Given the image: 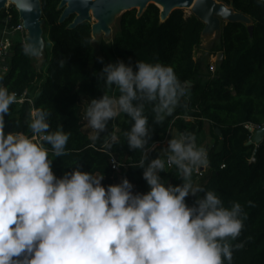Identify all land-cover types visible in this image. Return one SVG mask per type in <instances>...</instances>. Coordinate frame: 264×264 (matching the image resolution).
<instances>
[{
	"label": "clouds",
	"instance_id": "1",
	"mask_svg": "<svg viewBox=\"0 0 264 264\" xmlns=\"http://www.w3.org/2000/svg\"><path fill=\"white\" fill-rule=\"evenodd\" d=\"M20 6L31 11L34 4L23 0ZM65 63L61 59V67ZM5 75L0 71V264H231L243 242L233 245L229 238L241 235L247 213L239 202L225 206L215 191L193 181L208 165L207 148L185 131L161 149L166 159L150 158L156 144L150 143L154 129L146 106L162 124L186 95L187 85L171 65L122 59L105 64L96 73L103 95L91 98L85 111L93 141L121 114L131 118L124 135L131 150L143 153L133 167L143 169L147 192L134 191L127 177L105 186L104 175L81 165L57 176L49 152L67 155L71 133L63 125L50 130L43 108L29 112L31 135L6 131L5 116L17 94L3 84ZM118 140L113 132L105 144L110 149ZM171 166L181 183L162 179ZM189 195L196 197L192 204Z\"/></svg>",
	"mask_w": 264,
	"mask_h": 264
},
{
	"label": "trees",
	"instance_id": "2",
	"mask_svg": "<svg viewBox=\"0 0 264 264\" xmlns=\"http://www.w3.org/2000/svg\"><path fill=\"white\" fill-rule=\"evenodd\" d=\"M217 1L249 16L253 33L243 22L223 24L220 42L212 50L224 56L216 62L214 72L204 73L202 60L195 55L202 44L205 23L184 9L174 10L165 21L161 20V9L156 4H150L141 16L137 9L126 11L120 16L113 40L103 41L98 52L91 23L69 28L75 16L59 21L63 12L59 8L61 0H41L44 67L37 68L34 57L25 51V41L14 42L5 59L3 84L18 94L27 91L32 102L17 101L10 106V114L5 116L6 131L31 135L29 112L43 108L50 113V130L63 125L71 133L67 155L56 158L49 152L57 176L81 165L95 175H104L105 186L113 184L116 174L111 160L115 156L123 164L121 173L133 183L134 191L147 192L149 186L143 178V169L133 167L143 153L131 150L124 135L131 127V118L121 114L93 141L90 138L93 132L85 129V111L91 98L103 95L102 82L96 73L105 64L122 59L133 65L137 60L171 65L187 85L186 95L162 124L152 120L154 113L150 105L146 106L145 115L154 129L150 143L156 144L150 158L158 155L157 147L163 145L174 128L179 133H193L197 140L204 124L210 123L215 141L207 151L209 162L204 175L198 178L194 173L193 181L201 179L198 184L206 191H215L225 206L239 202L247 213L241 235L235 241L229 238L233 245L243 242V247L234 248L231 264H264V139L258 145L250 143L252 134L245 126L247 123L264 126V2ZM7 11L11 16L9 27L14 28L21 22L19 11L15 6L2 10L0 22ZM61 59H66L63 67ZM112 94L118 93L114 89ZM113 132L119 140L109 149L105 141ZM161 176L165 183L182 182L175 166ZM195 199L189 195L186 201L192 204Z\"/></svg>",
	"mask_w": 264,
	"mask_h": 264
},
{
	"label": "water",
	"instance_id": "3",
	"mask_svg": "<svg viewBox=\"0 0 264 264\" xmlns=\"http://www.w3.org/2000/svg\"><path fill=\"white\" fill-rule=\"evenodd\" d=\"M16 5L23 24L28 32V52L38 55L39 50L44 46L43 40V19L41 0H32L34 7L31 11L24 10L20 5L23 0H11ZM7 0H0V12L5 10ZM150 4H156L161 9V20L165 21L176 9H189L191 14L196 15L204 23L202 35L221 32L223 23L243 22L248 25L250 33H253V24L249 16L242 12L235 11L232 5L217 0H61L59 8L63 9L60 22H64L70 16H75L69 28H75L79 24L89 22L92 24V36L96 29L109 30L107 19L112 16L113 10L117 7L126 11L137 9L138 16H141ZM162 4V8L160 5ZM224 54L219 53L218 61L222 60ZM191 85V83H189ZM220 134V129H217ZM264 139V126L257 129L250 143L259 144Z\"/></svg>",
	"mask_w": 264,
	"mask_h": 264
},
{
	"label": "rangeland",
	"instance_id": "4",
	"mask_svg": "<svg viewBox=\"0 0 264 264\" xmlns=\"http://www.w3.org/2000/svg\"><path fill=\"white\" fill-rule=\"evenodd\" d=\"M11 6H15V4L12 3H8L7 7L5 8L6 10H8ZM185 12L187 14H190V10L189 9H184ZM124 10H120L119 12H117L114 16H110L107 19V23L109 26V30L105 31L102 29H96L93 32V41H94V47L96 49V51H100V46L101 43L104 42H111L114 38L115 33L118 30V22L120 19V16L122 15V12ZM4 30V26H3V20L2 22H0V35H2ZM11 38V42H16V41H20L23 40L26 42L27 44V39H28V33L26 32H17L16 34H12L10 36ZM220 42V32H215L214 34H208L203 36L202 39V44L201 46L197 49L196 51V55L195 58L198 60H202V68L204 73L210 72V63H216L218 61L219 58V54L215 53L212 49L214 46H217ZM214 52V53H213ZM34 57V62L37 66V68L42 69V67H44V61H45V51L44 48L42 47L39 50V54L38 55H33ZM6 58L0 59V65L3 68V64L2 62L5 61ZM3 70V69H2ZM190 119V118H187ZM87 120V119H86ZM85 129H91L90 126L87 125L85 126ZM91 131L93 132V130L91 129ZM170 138L173 135H178L179 132L177 131V129H173L170 132ZM214 137L212 134V126L210 123L206 122L204 124V128L202 131V134L200 135V137L197 139V143L204 145L208 149L214 144ZM167 141H164L162 146H159L160 144H157V154L161 155L162 157H164L166 159V156H164V153L161 151V149L167 147ZM206 167H202V169H205ZM124 178V176L122 175V173L120 174H116L115 177L113 178V184L115 183H119L122 179ZM201 179H197V181H195V183L197 182L200 183ZM134 190V189H133Z\"/></svg>",
	"mask_w": 264,
	"mask_h": 264
},
{
	"label": "built area",
	"instance_id": "5",
	"mask_svg": "<svg viewBox=\"0 0 264 264\" xmlns=\"http://www.w3.org/2000/svg\"><path fill=\"white\" fill-rule=\"evenodd\" d=\"M10 19H11V16H10L9 12L7 11V16L3 19L4 30H3L2 35H0V59L7 58V56H9V54H10L11 47L14 44L13 41L11 42V38H10V36L12 34H16L17 32L28 33L22 20L17 26H15L14 28H10L9 27ZM215 70H216V63H210V71L214 72ZM16 94H17V101L18 102H24L26 100H29L30 102H32V100L30 98H28L27 91H25L22 94H18V93H16ZM187 118H190V117H187ZM190 119H188V120H190ZM245 126L247 129L250 130L252 137H253L255 131L262 127L259 125H255L253 123H247ZM251 140H252V138H251ZM111 164H112L113 172L115 174H120L121 173V167L123 166L121 161L118 160V158H116L115 156H112ZM223 166H225V165H223ZM204 171H205V169H202V168L199 170V172L197 173L198 178H200L201 176L204 175Z\"/></svg>",
	"mask_w": 264,
	"mask_h": 264
},
{
	"label": "bare ground",
	"instance_id": "6",
	"mask_svg": "<svg viewBox=\"0 0 264 264\" xmlns=\"http://www.w3.org/2000/svg\"><path fill=\"white\" fill-rule=\"evenodd\" d=\"M8 3H12L11 0H7L6 5H7ZM160 7L162 8V4L160 5ZM120 10H124V8H121V6L115 8V9L113 10L112 16H114V15H115L117 12H119Z\"/></svg>",
	"mask_w": 264,
	"mask_h": 264
},
{
	"label": "crops",
	"instance_id": "7",
	"mask_svg": "<svg viewBox=\"0 0 264 264\" xmlns=\"http://www.w3.org/2000/svg\"><path fill=\"white\" fill-rule=\"evenodd\" d=\"M2 66H3V68L1 67V65H0V71H5L6 69H7V67L5 66V61H3L2 62ZM3 69V70H2ZM169 138H170V135H169V137H167V139L165 140V141H167V143H168V141H169Z\"/></svg>",
	"mask_w": 264,
	"mask_h": 264
},
{
	"label": "flooded vegetation",
	"instance_id": "8",
	"mask_svg": "<svg viewBox=\"0 0 264 264\" xmlns=\"http://www.w3.org/2000/svg\"><path fill=\"white\" fill-rule=\"evenodd\" d=\"M224 24V23H223Z\"/></svg>",
	"mask_w": 264,
	"mask_h": 264
}]
</instances>
